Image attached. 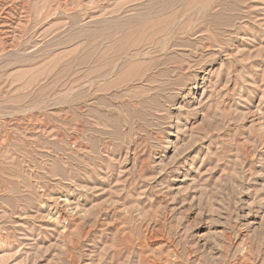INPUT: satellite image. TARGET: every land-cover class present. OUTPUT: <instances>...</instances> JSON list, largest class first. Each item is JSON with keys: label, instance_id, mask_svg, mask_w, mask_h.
Instances as JSON below:
<instances>
[{"label": "rangeland", "instance_id": "1", "mask_svg": "<svg viewBox=\"0 0 264 264\" xmlns=\"http://www.w3.org/2000/svg\"><path fill=\"white\" fill-rule=\"evenodd\" d=\"M0 264H264V0H0Z\"/></svg>", "mask_w": 264, "mask_h": 264}]
</instances>
